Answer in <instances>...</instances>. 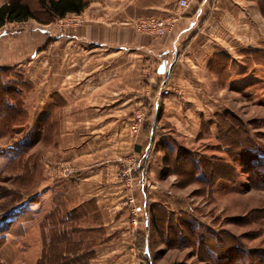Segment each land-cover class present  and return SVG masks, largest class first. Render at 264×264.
Listing matches in <instances>:
<instances>
[{
    "label": "rangeland",
    "instance_id": "obj_1",
    "mask_svg": "<svg viewBox=\"0 0 264 264\" xmlns=\"http://www.w3.org/2000/svg\"><path fill=\"white\" fill-rule=\"evenodd\" d=\"M11 1L27 4L34 19L0 28V71L10 76L9 82L22 84V109L25 105L23 120L0 130V218L33 198L46 179L58 182L76 175L60 152L66 111L60 85L67 67L74 69L72 85L76 80L77 44L67 35L79 19L74 14L53 18L39 0L0 3ZM175 7L179 9L177 2ZM244 9L250 27L243 39H229L227 26L225 33L211 30L213 56H218L197 73L200 86L172 88L170 104L156 103L153 117V106L146 108V122L136 135L129 130L136 113L128 123L130 136L143 133L149 147L146 158L144 152L139 159L132 155L137 161L131 194L144 205V213L131 216L122 200L126 229L97 248L99 235L84 231L82 213L69 212L59 197L57 216L50 219L38 216L31 226L28 215L21 224L2 221L0 264H264V22L262 18L257 25L252 9L247 4ZM140 20L132 24L135 31ZM253 28L259 37L254 38ZM27 136L32 147L27 144L15 156L14 144ZM249 148L259 155L255 163ZM130 156L114 159L116 182L123 190L116 160ZM151 156L160 163L158 185L144 169ZM212 169V177L203 172ZM154 202L162 213L155 215L157 221ZM91 221L88 217L86 222ZM94 250L101 251L98 257Z\"/></svg>",
    "mask_w": 264,
    "mask_h": 264
},
{
    "label": "crops",
    "instance_id": "obj_2",
    "mask_svg": "<svg viewBox=\"0 0 264 264\" xmlns=\"http://www.w3.org/2000/svg\"><path fill=\"white\" fill-rule=\"evenodd\" d=\"M83 1L86 6L77 15L79 23L67 35L77 44L76 80L73 85L69 80L74 69H64L59 92L66 105L60 152L75 166L76 175L58 182L46 179L33 198L13 213L10 223L21 224L27 215L30 226L38 216L50 219L60 197L71 208L69 212L82 213L84 231L99 235L94 246L99 248L126 229L128 215L120 208L125 195L116 182L115 157L135 155L139 159L144 152L146 158L149 150L143 133L131 137L128 132L133 114H146V108L153 106V117L160 101L167 105L168 97L160 94L162 87L200 86L197 73L218 56H213L211 30L225 33L227 26L229 39H243L246 27H250L244 6L252 9L258 25L260 19L264 22V0H190L189 10L183 11L175 7L178 0ZM200 12L203 16L198 17ZM149 18L172 21V32L157 38L133 29L135 21ZM253 34L259 37L255 28ZM154 156L144 162V169L158 185L160 163L153 160ZM151 209L157 221L155 215H162L158 204L152 203ZM88 217H92L91 223L86 222ZM94 252L98 257L101 251Z\"/></svg>",
    "mask_w": 264,
    "mask_h": 264
},
{
    "label": "trees",
    "instance_id": "obj_3",
    "mask_svg": "<svg viewBox=\"0 0 264 264\" xmlns=\"http://www.w3.org/2000/svg\"><path fill=\"white\" fill-rule=\"evenodd\" d=\"M38 4L44 12L56 19H63L66 15L69 14L78 15L86 6V3L83 0H39ZM30 19H34L33 13L30 10L29 6L22 3L21 1H11L6 5L0 6V28L7 23H23ZM9 78V75L8 78H6L4 71H0V130L4 125L13 126L14 121H16L17 119H21L24 116V110L21 107V95L24 91L23 86L21 83L16 81L9 82ZM37 136L38 135H36L32 139V142L35 141L34 139H36ZM28 140L29 139L27 136L24 137L22 141L14 144L12 150L16 151L15 156H17L22 151V149L27 144H29ZM20 143L22 144L19 145ZM31 144L32 143L29 144V147L27 149H30L32 147ZM248 150H250L249 152L252 153V156H249L251 157L250 162L254 161L255 163L257 159H259V155H254L255 150H252V148L247 149V151ZM244 152L246 151L244 150ZM191 161L192 165L196 164H193L192 159ZM207 164L208 163H205L204 165L208 167ZM201 167L202 166L199 164V169ZM203 172L212 177L214 169L209 170L208 172ZM15 211L16 210H12V213L10 212L9 214H6L2 218H0V229L1 225L3 224V220H7V223H10V219ZM233 248H237V246ZM231 264H238V262H233Z\"/></svg>",
    "mask_w": 264,
    "mask_h": 264
},
{
    "label": "built area",
    "instance_id": "obj_4",
    "mask_svg": "<svg viewBox=\"0 0 264 264\" xmlns=\"http://www.w3.org/2000/svg\"><path fill=\"white\" fill-rule=\"evenodd\" d=\"M177 6L179 7V9L185 10L189 7V0H178ZM172 23L173 22L170 20L149 18L138 21V23L135 25V28L138 32H143L154 37H163L171 32L173 28ZM160 94L164 98L169 97V88L162 87ZM145 122V113L140 111L136 113L131 120L129 130L131 131V133L136 135L141 130L140 128H142ZM116 161L121 165L122 172L119 173L118 176L119 179L124 180V191L127 193L123 199V206L124 208L129 210V214L133 217L142 215L144 213V205L137 204L135 197L131 194V190L135 186L133 183L134 181H132L131 174L136 168L135 163L137 159H133L132 156H130L129 158L119 157ZM143 179L145 181L144 184H146V187H148V177Z\"/></svg>",
    "mask_w": 264,
    "mask_h": 264
}]
</instances>
